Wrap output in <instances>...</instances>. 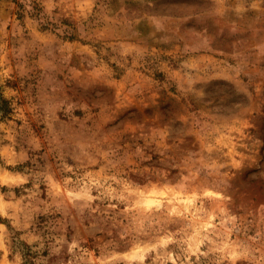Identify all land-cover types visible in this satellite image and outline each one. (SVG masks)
I'll return each instance as SVG.
<instances>
[{
    "label": "rangeland",
    "instance_id": "rangeland-1",
    "mask_svg": "<svg viewBox=\"0 0 264 264\" xmlns=\"http://www.w3.org/2000/svg\"><path fill=\"white\" fill-rule=\"evenodd\" d=\"M26 256L264 264V0H0V264Z\"/></svg>",
    "mask_w": 264,
    "mask_h": 264
},
{
    "label": "trees",
    "instance_id": "trees-1",
    "mask_svg": "<svg viewBox=\"0 0 264 264\" xmlns=\"http://www.w3.org/2000/svg\"><path fill=\"white\" fill-rule=\"evenodd\" d=\"M22 264H30V257L26 256Z\"/></svg>",
    "mask_w": 264,
    "mask_h": 264
}]
</instances>
